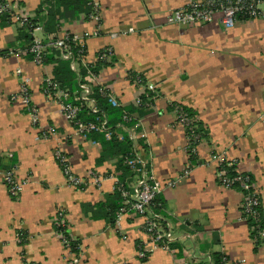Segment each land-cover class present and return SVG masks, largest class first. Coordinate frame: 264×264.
Masks as SVG:
<instances>
[{
  "label": "crops",
  "instance_id": "crops-1",
  "mask_svg": "<svg viewBox=\"0 0 264 264\" xmlns=\"http://www.w3.org/2000/svg\"><path fill=\"white\" fill-rule=\"evenodd\" d=\"M6 1L28 16H35L43 2ZM93 1L99 6L98 26L80 13L60 20L58 34H88L90 61L100 49L112 48L111 63L100 69L99 77L124 107H134L140 95L129 72L154 88L150 111L139 115L135 110L133 115L146 144L147 152L140 154L161 185V215L172 226L176 247L154 248L141 217L124 216L115 228L103 218H90V209L113 191L116 161L98 162L100 142L78 133L42 92L52 65L38 66L9 54L24 40L16 25L0 23V50L8 52L0 56V264H195L215 252L226 257L225 264H264V245L254 250L241 214L243 195L217 183L213 156L235 161L238 171L252 175L264 214V19L236 21L227 29L217 19L181 26L167 24V15L191 0ZM35 36L45 38L42 32ZM21 82L37 108V126L24 101L11 99ZM172 103L194 109L208 133L196 148L198 159L206 163L184 177L187 138ZM48 127L55 134L44 138ZM56 150L68 157L76 174L93 172L101 182L82 190L69 186ZM12 166L27 180L17 199L9 196L3 181L5 169ZM58 211L64 213L71 238L80 243L77 258L55 232ZM136 242L148 252L144 260Z\"/></svg>",
  "mask_w": 264,
  "mask_h": 264
},
{
  "label": "built area",
  "instance_id": "built-area-1",
  "mask_svg": "<svg viewBox=\"0 0 264 264\" xmlns=\"http://www.w3.org/2000/svg\"><path fill=\"white\" fill-rule=\"evenodd\" d=\"M89 4L91 5V11L87 16L88 20L94 21L98 26L100 24L99 6L93 0H90ZM6 11L12 14L11 19L15 24L22 27L23 24L27 23L28 15H25L20 10H16V8L6 0H0V14ZM238 18H246L247 20L264 19V0H191L187 4L171 10L167 15L166 23L181 26H194L206 24L217 19L221 25L227 29L231 28L236 21H239ZM31 28H33V40L31 44L27 48L17 49L10 53L19 58H26L27 55H30V61L33 64L43 66V55L47 49L50 48L57 50L60 58L69 63L70 70L76 75L79 88L78 91L73 93L60 89L58 83L54 81L53 76L47 75L42 81V92L44 96L59 105L61 113L78 133L86 136L87 133L97 131L103 132L106 138H109L111 132L109 131L107 120L104 116L97 118L96 123L84 122L80 120L78 113L82 103L86 104L92 113H97L98 109L94 100L90 96L95 87L99 88L102 95L109 98V101L113 106L124 108V106L115 98L108 86L100 81L99 73L93 71V64L95 62H110L112 60V48L105 47L100 49L97 52L95 59L90 61L88 59L86 47L88 34L80 36L72 33L70 35L67 32H60L58 37L54 39L49 38L45 42L35 36L36 32H42V26L36 25ZM132 30V28L129 29V31ZM81 67L85 71L83 75H81L80 72ZM133 83L140 88V94L154 92V88L143 85L139 76L135 77ZM11 99H22L24 101L26 108L32 116V125L37 126V108L30 101L29 89L25 82H21L19 92L13 95ZM76 102H79L80 105H77ZM140 104V98L137 96L134 100V105L139 106ZM146 105H148V103ZM178 114L179 115L176 116L177 123L181 124L184 128L189 126L190 121L188 117L181 111L178 112ZM122 118L127 122L132 119V116L127 112H124ZM123 128L135 146H137L136 143L138 140L143 139L138 120H136L131 127ZM54 134L55 129L53 127H48L41 136L46 138L53 136ZM118 138L121 139L122 136L119 135ZM189 139L191 140L190 137L188 140ZM54 154L56 162L69 186L82 190L89 183L93 182L97 184L101 182L102 177L93 172H90L86 176L76 174L72 169L68 157L62 151L56 150ZM213 156L214 159L217 160V167L225 162V159L222 156ZM227 164L231 165L230 163ZM128 165L132 170H135L137 176L135 182L131 186L132 192L130 194L126 192L123 193V196H127L128 199L124 203L126 206L120 208L115 224L117 226L124 216H140L143 218L142 229L153 247L170 250V244L175 241L171 224L164 220L161 214L152 213L149 210V206L154 198L160 194L161 185L154 179L150 168L148 169V161H146L140 153H136V158L132 161H128ZM136 165L138 167H136ZM15 168V166H12L3 174V181L7 188V192L13 199L19 197L27 181L17 176ZM190 170L191 169L186 168L181 176L184 177L188 175ZM223 174L224 170L220 168L218 176L223 186H231L236 182H239L243 189L253 186L246 176L243 178L239 176L227 178L223 176ZM166 185L172 186L173 181H168ZM258 205L259 200L255 194L243 198L241 203V214L244 220H247V217L249 216L254 219L256 218V207ZM64 220L63 214L59 211V218L54 221V226L65 228ZM161 220L165 221V224H162ZM254 228L255 227H252V230ZM56 233L64 247L69 251L70 242L73 239L66 237L64 235V230L63 232L56 231ZM259 235L260 237H264V232L260 231ZM147 256L148 252L141 246L138 250V257L141 259L146 258Z\"/></svg>",
  "mask_w": 264,
  "mask_h": 264
},
{
  "label": "trees",
  "instance_id": "trees-1",
  "mask_svg": "<svg viewBox=\"0 0 264 264\" xmlns=\"http://www.w3.org/2000/svg\"><path fill=\"white\" fill-rule=\"evenodd\" d=\"M90 0H43L40 9H38L35 16H29L27 18V23L23 24V26H19L15 24L11 16L10 12H3L0 14V23L1 26L14 24L16 25L18 31V38L24 40V43L18 49L27 48L32 40V30L33 26L41 25L42 26V33L44 34L45 38L43 41H47L49 38L54 39L59 36L58 31L61 25L60 20L66 19H75L78 17L80 13H85L86 19H88V14L91 11V5L89 4ZM239 21L247 20L246 18H238ZM71 35L70 32H67ZM17 50V49H16ZM15 51V50H14ZM8 54L7 51L0 50V56H6ZM9 54H11L9 52ZM31 56L27 55L26 59L30 60ZM96 57V56H95ZM110 62H95L93 65V71L98 72L102 67L109 65ZM50 64L52 65V76L54 81H56L60 87V89H64L73 93L78 91V80L76 75L70 70L69 63L64 61L60 58L59 52L54 49L48 48L45 54L43 55V65ZM81 75L84 74V69H80ZM139 76L142 80L143 85H145V81L142 76L136 74L134 72L128 73V79L130 82L133 83L135 77ZM146 86V85H145ZM155 91L153 93L148 94H140L139 98L141 104L139 106L134 105V107H117L113 106L108 97H105L99 91V88L95 87L93 89L92 94L90 95L91 98L94 100L95 105L98 109L97 113H92L91 110L87 107L86 104H81L80 110L78 113V117L80 120L84 122H94L96 123L97 118L104 116L107 120V126L109 131L111 132V136L106 138L103 132L92 131L86 134V137L93 141H99L101 145V153L98 158V162H103L109 159H115V170L118 173L116 177V181L114 184V188L112 193L106 195L103 202L98 203L95 205V209H90L91 214L90 218H103L106 222L111 225L113 228L116 227V218L120 208L125 207V201H127V196H123V193L126 192L130 194L132 192V184L135 182L137 173L135 170H132L131 167L128 165V161H132L136 158V153H141L142 150H146V144L144 139H140L137 141V146L129 139L126 131L123 127L129 128L131 127L137 119L135 117L134 111L137 110L139 115H143L150 111L153 98H154ZM148 103V105H146ZM77 105H80L79 102H76ZM171 109L176 112V116H178V112H183L189 119L190 124L189 126L185 127V134L187 138V151H188V159H187V169H192L197 164H205V161H200L198 159L197 154V146L200 144L202 140L208 138V133L206 126L204 123L198 118L197 112L189 107L182 106L176 103H172ZM179 109V110H178ZM127 112L132 116L130 121L125 122L122 118L123 113ZM134 117V119H133ZM122 136L121 139L118 136ZM191 138V140L188 138ZM215 155V153H213ZM230 163L231 165H228ZM136 167H138L136 165ZM11 167L6 168L4 173L9 170ZM150 166L148 165V169ZM224 170L223 176L227 178H234L239 176L243 178L244 176L248 177L250 183L254 184V179L252 175L240 172L237 169V164L235 161H228L225 159V162L221 164V166L216 167V181L219 185L223 186L220 182V178L218 176L219 169ZM3 173V174H4ZM226 187V186H224ZM227 188H232L238 190L242 193L243 198L248 195L255 194L258 197L259 205L256 207V218L247 217L246 223L250 230L249 235L253 241L254 250H257L261 245H264V237H260L259 232H264V214L261 205V197L258 191L255 189L254 185L248 187L247 189H243L239 182L234 183L231 186H227ZM7 189V188H6ZM163 201L159 194L154 198L152 203L149 206V210L152 213H159L161 214ZM93 207V206H91ZM82 210H85L82 207ZM140 217V216H138ZM59 218V211L56 213L54 217V221ZM65 221V228L63 227H55V232H60L64 230V235L68 238H71L68 232L67 222ZM162 224H165V221L161 220ZM252 227H255L252 230ZM17 236L22 240L24 239V233L19 232ZM23 238V239H22ZM137 250L141 248V244L136 242ZM80 243L77 240H72L69 246V252L78 254V247ZM176 247L175 244H170V249ZM145 258H141L144 260ZM226 257L221 254L220 252H215L210 255L209 260L207 261H199L195 264H225ZM23 264H26L24 261ZM193 264V263H192Z\"/></svg>",
  "mask_w": 264,
  "mask_h": 264
},
{
  "label": "rangeland",
  "instance_id": "rangeland-1",
  "mask_svg": "<svg viewBox=\"0 0 264 264\" xmlns=\"http://www.w3.org/2000/svg\"><path fill=\"white\" fill-rule=\"evenodd\" d=\"M61 213L63 214V217H64V213H63V212H61ZM78 248H79L78 251H80V246H79ZM79 253H80V252H78V254H79ZM72 254H74L76 258L79 256L78 254L76 255L75 253H72ZM26 264H31V263H27V262H26Z\"/></svg>",
  "mask_w": 264,
  "mask_h": 264
}]
</instances>
